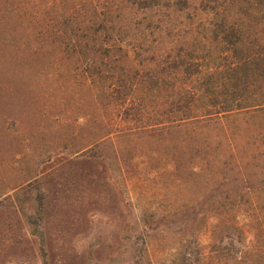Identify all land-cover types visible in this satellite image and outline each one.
Masks as SVG:
<instances>
[{"label": "rangeland", "instance_id": "1", "mask_svg": "<svg viewBox=\"0 0 264 264\" xmlns=\"http://www.w3.org/2000/svg\"><path fill=\"white\" fill-rule=\"evenodd\" d=\"M230 3L217 0L210 14L212 3L205 0H99L121 22L112 35L128 51L120 64L108 66L121 68L124 81L138 82L141 72L183 59L191 70L201 68L200 79L207 68L228 61L210 33L217 22L245 9L246 3L236 9ZM262 37L254 34L255 40ZM1 49L0 264H216L213 250L233 257L234 244L224 250L230 238L214 244L206 223L192 220H201L204 211L229 215L233 200L214 197L201 172H191L187 141L183 144L188 133L172 134L173 142H159L157 133L138 134L136 96L94 111L82 85L97 87L107 79L85 80L83 69L93 61L50 62L55 53L45 50L28 63L9 64L13 48ZM111 57L121 60L116 52ZM98 122L126 133L114 139L115 151L105 143L89 154H70L68 137L100 131ZM221 123L231 141L211 139L209 145L221 152L223 176L238 164L246 176H256L254 186L264 200V107L223 114ZM228 146L246 158H229ZM259 209L264 211V202ZM253 225L264 226V220Z\"/></svg>", "mask_w": 264, "mask_h": 264}, {"label": "trees", "instance_id": "2", "mask_svg": "<svg viewBox=\"0 0 264 264\" xmlns=\"http://www.w3.org/2000/svg\"><path fill=\"white\" fill-rule=\"evenodd\" d=\"M248 1L229 0L232 9L246 3L245 9L217 22L210 33L212 38L218 37V46L223 51L226 49L228 61L221 68H207L205 75L199 79L201 68L191 70L190 65L182 59L172 66L141 72L137 82L124 81L121 68L108 66L111 62L116 66L128 58V51L112 35L114 26H121V22L112 17L110 10L101 8L99 0H0V49L13 48L11 50L15 52V56L9 58V64L28 63L30 57L45 50L55 53L50 62L65 59L83 64L93 61L83 69V75L87 76L85 80L90 77L107 79V84L98 83L97 87L89 83L82 85L91 95L94 111H102L110 101L121 100L122 96H136L140 125L138 134L150 136L157 133L159 142L169 139L173 142V135L179 137L188 133L183 144L187 141V160L191 172L195 169L201 172L204 186H208L211 195L218 198L225 195V199L229 197L233 200V211L229 215L220 216L216 212L208 215V211H204L201 212V220L192 218L193 222L200 221L202 226L206 223L211 229L215 238L212 243L230 238L224 248L228 251L231 249L227 245H235L232 258L213 250L212 255H218L216 264H264V226L255 228L253 225L264 220V211H259V205L264 200L254 186L258 180L256 176H246L245 170L238 164L223 176L224 171L218 164L221 152H216L209 145L211 139L222 142L225 139L227 143L231 141V136L221 123L223 114L254 106L264 107V4H248ZM210 2L209 12L213 14L217 10V0H205L206 4ZM254 12H258L260 18ZM50 13L53 15L47 18ZM255 33L263 34V37L255 40ZM114 52L121 60L111 57ZM5 62L8 63L7 58ZM166 69L171 70L162 73ZM192 76H195L194 80ZM257 94L260 100H256ZM101 97H106V104L102 103ZM150 109L154 112L149 119L147 113ZM95 116V112L94 115L92 113L94 119ZM98 123L102 125L100 131H92L86 137L82 133L68 137L74 149L70 154H89L105 143L111 144L115 151L114 139H121L126 133L113 126L108 127L109 124L105 122ZM210 128L222 137L215 135L216 132L210 131ZM75 131L81 132V128L72 132ZM263 134L260 138L264 140ZM228 147L229 158H246L237 156L235 149ZM174 151L178 154L179 146ZM187 261L193 262L189 257Z\"/></svg>", "mask_w": 264, "mask_h": 264}]
</instances>
